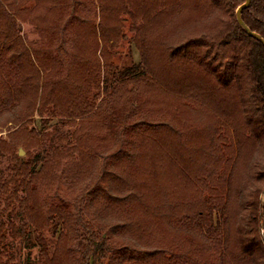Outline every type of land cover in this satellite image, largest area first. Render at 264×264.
<instances>
[{
	"label": "trees",
	"instance_id": "trees-1",
	"mask_svg": "<svg viewBox=\"0 0 264 264\" xmlns=\"http://www.w3.org/2000/svg\"><path fill=\"white\" fill-rule=\"evenodd\" d=\"M243 2L0 0V264H264ZM241 18L264 38V0Z\"/></svg>",
	"mask_w": 264,
	"mask_h": 264
},
{
	"label": "rangeland",
	"instance_id": "rangeland-1",
	"mask_svg": "<svg viewBox=\"0 0 264 264\" xmlns=\"http://www.w3.org/2000/svg\"><path fill=\"white\" fill-rule=\"evenodd\" d=\"M31 14H33V12H31ZM126 24H128V22ZM21 26H22V30H26V31H28L29 28H32V25H30L28 23L27 24H22ZM126 34H127V36H126L125 40L123 41V43H122V45L120 47L121 53L124 54V53H126V52L131 50V53L133 55L134 60L138 61V59H139L138 58V52H137L136 48L134 47V45L132 44V42L130 40L132 35H131V33H129V31ZM0 134H5V131L2 130L0 132ZM58 192H59V196L61 198L67 199V200H71L73 198V195H74V194L72 195V193H70L64 186H62L61 189H59ZM52 194H53L52 191L48 193V195H52ZM54 200L55 201L58 200V196L57 195L54 196Z\"/></svg>",
	"mask_w": 264,
	"mask_h": 264
},
{
	"label": "water",
	"instance_id": "water-1",
	"mask_svg": "<svg viewBox=\"0 0 264 264\" xmlns=\"http://www.w3.org/2000/svg\"><path fill=\"white\" fill-rule=\"evenodd\" d=\"M251 0H244V2L236 9V20L237 22L246 30L247 34H250L251 36H254L258 40H260L262 43H264V38H261L259 34L252 32L249 28H247L243 23V18H241V11L243 8L247 7L250 4ZM19 154H23V150L19 149Z\"/></svg>",
	"mask_w": 264,
	"mask_h": 264
}]
</instances>
